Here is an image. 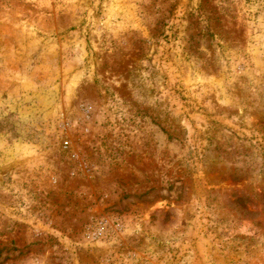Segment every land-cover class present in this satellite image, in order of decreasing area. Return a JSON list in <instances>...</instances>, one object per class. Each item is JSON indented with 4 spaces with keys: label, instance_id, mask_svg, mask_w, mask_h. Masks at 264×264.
Returning a JSON list of instances; mask_svg holds the SVG:
<instances>
[{
    "label": "rangeland",
    "instance_id": "374dc122",
    "mask_svg": "<svg viewBox=\"0 0 264 264\" xmlns=\"http://www.w3.org/2000/svg\"><path fill=\"white\" fill-rule=\"evenodd\" d=\"M0 264H264V0H0Z\"/></svg>",
    "mask_w": 264,
    "mask_h": 264
}]
</instances>
